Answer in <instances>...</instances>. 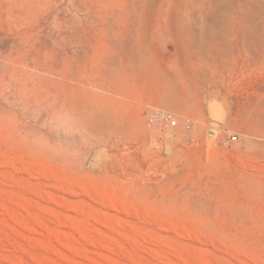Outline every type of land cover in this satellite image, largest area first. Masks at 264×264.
<instances>
[{
    "label": "rangeland",
    "instance_id": "374dc122",
    "mask_svg": "<svg viewBox=\"0 0 264 264\" xmlns=\"http://www.w3.org/2000/svg\"><path fill=\"white\" fill-rule=\"evenodd\" d=\"M263 32L264 0H0V264H264Z\"/></svg>",
    "mask_w": 264,
    "mask_h": 264
},
{
    "label": "bare ground",
    "instance_id": "6f19581e",
    "mask_svg": "<svg viewBox=\"0 0 264 264\" xmlns=\"http://www.w3.org/2000/svg\"><path fill=\"white\" fill-rule=\"evenodd\" d=\"M137 2H139V3L143 2L144 3L145 0H137ZM198 6H200V3ZM203 6H205V5H203V3H202V7ZM202 9H204V7ZM202 9H199V13L201 15H202ZM107 11H108V9H107ZM105 12H104V14H105ZM103 20H104V17H103ZM104 22L106 23L107 21H104ZM241 22H242L241 18H238V17L237 18L234 17L232 22H231L232 28H233V36H232L233 41L232 42H234V44H237V45L241 41V39L245 38V40H246V36L248 34V32H247L248 29L246 30V28H243L241 26ZM263 35L264 34H262V36ZM135 36L138 37L139 35L136 34ZM260 37H261V35H260ZM136 40H137V42H140V43L143 41H144V43L147 42V40H145V39H142V40L136 39ZM260 40L264 41V38H262ZM263 41H261V42H263ZM198 60H200V58H198ZM202 60H204V58H202ZM213 60H214V58H213ZM216 61H217V58L215 60V63H217ZM225 68L226 67L223 65H215V64H210V63L207 64V66L205 65L203 67V69L200 68L201 69V71H200L201 76H199V75L198 76H199V79L201 78L200 80H203L202 83L204 82L203 83L204 84L203 85V92L204 93L208 92L210 88H217L222 83L223 79L221 78L220 73L224 72ZM168 93H170V92H168ZM168 93H165L160 97V102L167 107H175L177 105V103L172 98L173 95H175V94H174V92H173V94H168ZM55 96H57L56 93H55ZM58 97H59V95H58ZM176 98H178L177 95H176ZM54 102H56V101H54ZM249 102H250V105L249 106L247 105L248 107L245 109V114L251 120V129H252L251 132H252V135L255 137L253 143L255 146H257L261 150L262 149L264 150V101L254 102V103H251V101H249ZM57 104H58V102H57ZM54 109H55V107H54Z\"/></svg>",
    "mask_w": 264,
    "mask_h": 264
},
{
    "label": "built area",
    "instance_id": "2783aa9c",
    "mask_svg": "<svg viewBox=\"0 0 264 264\" xmlns=\"http://www.w3.org/2000/svg\"><path fill=\"white\" fill-rule=\"evenodd\" d=\"M145 125L151 130L163 131L176 127L178 125V119L173 111L157 108L151 110L146 115ZM185 126H190V121L188 119L185 121ZM231 138L235 140L236 136L232 135Z\"/></svg>",
    "mask_w": 264,
    "mask_h": 264
}]
</instances>
